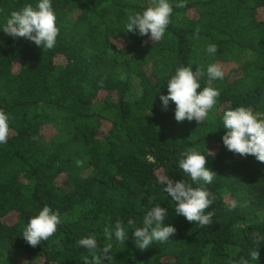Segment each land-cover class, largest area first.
I'll return each instance as SVG.
<instances>
[{
    "label": "trees",
    "instance_id": "16d2710c",
    "mask_svg": "<svg viewBox=\"0 0 264 264\" xmlns=\"http://www.w3.org/2000/svg\"><path fill=\"white\" fill-rule=\"evenodd\" d=\"M36 2L0 0V30L12 11ZM150 2L53 0L59 35L51 50L0 31V110L10 117L0 145V264H85L88 249L78 241L89 236L112 244L105 264H264V240H253L264 234V163L221 140L225 110L245 106L264 117V0H186L154 43L124 27ZM213 63L233 68L213 82L220 96L207 120L175 121L174 104L163 110L159 100L171 75ZM189 148L213 153L205 167L217 175L206 185L214 203L203 228L176 214L160 183L167 176L191 184L178 167ZM157 204L176 233L140 250L132 231ZM45 205L62 222L32 247L22 233ZM117 224L129 233L125 244L106 238Z\"/></svg>",
    "mask_w": 264,
    "mask_h": 264
},
{
    "label": "clouds",
    "instance_id": "9594fccd",
    "mask_svg": "<svg viewBox=\"0 0 264 264\" xmlns=\"http://www.w3.org/2000/svg\"><path fill=\"white\" fill-rule=\"evenodd\" d=\"M185 6L186 0H176L175 3L170 0H151L143 11H134L127 15L124 27L126 32L140 37L147 36L153 43L161 41L171 22L174 7ZM56 21L53 0H37L35 7L32 4H25L20 10L12 11L0 31L12 39L26 38L43 50H51L56 46L59 35ZM198 32L199 30L194 34L195 38H198ZM217 50V45L213 43L208 44L205 52L215 56ZM205 76L206 86L202 87L201 79ZM224 77L222 66L216 63L208 65L206 72L199 66L195 71L192 67L179 66L167 82V94L159 95L161 107L167 110L170 103H173L174 119L177 122L195 120L198 124L203 123L220 96V90L213 86V82L223 80ZM138 95H143V89L138 90ZM221 122V128L225 130L221 140L228 151L241 157L251 155L258 162L264 163V117L261 114L254 112L250 107L238 106L225 110ZM9 134L10 117L5 111L0 110V145L8 142ZM208 155L213 153L204 154L194 148L182 153L178 167L190 178L191 184L184 180L174 181L167 176L160 180L163 191L175 204L176 214L202 228L212 224L213 213L206 210L214 203V197L206 185L212 184L217 176L205 167ZM236 207L235 201L228 205L230 211ZM166 216L167 209L160 207L159 204L147 210L143 217V226L132 231V238L138 249H148L154 242L166 243L175 235V227L164 224ZM61 222L60 212L45 205L28 220L22 237L28 245L36 247L41 241H47L52 237ZM105 234L109 241L114 237L119 244H125L129 239V233L119 224L114 228L106 227ZM253 240L259 244L264 240V234L253 233ZM78 245L88 249L89 255L85 259V264H105L112 259L111 243L99 247L95 238L89 236L81 238ZM254 256L256 258L257 253ZM240 264H247V261L241 260Z\"/></svg>",
    "mask_w": 264,
    "mask_h": 264
},
{
    "label": "rangeland",
    "instance_id": "374dc122",
    "mask_svg": "<svg viewBox=\"0 0 264 264\" xmlns=\"http://www.w3.org/2000/svg\"><path fill=\"white\" fill-rule=\"evenodd\" d=\"M222 68H223L224 70H230L231 68H233V66H232V65H230V66H224V67H222ZM43 134L45 135V137L49 138L51 135L54 134V132H53V130H51V129H47V130L44 131ZM14 220H15V216H14V214H10L9 216L6 217V221H7L8 223L13 222Z\"/></svg>",
    "mask_w": 264,
    "mask_h": 264
}]
</instances>
